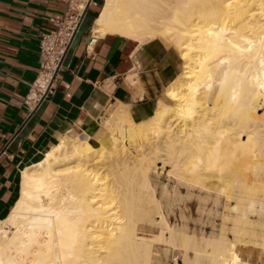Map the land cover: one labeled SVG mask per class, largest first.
I'll return each mask as SVG.
<instances>
[{
  "label": "bare ground",
  "instance_id": "obj_1",
  "mask_svg": "<svg viewBox=\"0 0 264 264\" xmlns=\"http://www.w3.org/2000/svg\"><path fill=\"white\" fill-rule=\"evenodd\" d=\"M174 2L160 12L155 0H105L101 34L163 38L180 53V74L147 121L111 110L99 146L65 136L22 170L20 197L0 221V264H170L171 255L264 264V0ZM159 160L174 184L160 197ZM193 197L198 211L224 205L208 212L221 219L210 235L191 231L183 213L170 221Z\"/></svg>",
  "mask_w": 264,
  "mask_h": 264
},
{
  "label": "crops",
  "instance_id": "obj_2",
  "mask_svg": "<svg viewBox=\"0 0 264 264\" xmlns=\"http://www.w3.org/2000/svg\"><path fill=\"white\" fill-rule=\"evenodd\" d=\"M97 1L84 11L49 92L34 110L44 94L34 96L44 74L40 39L56 28L52 19L65 17L79 0H0V221L20 197L22 170L63 137L88 136L97 146L107 136L111 110L124 108L139 123L164 98L169 101L165 90L181 71L178 50L161 37L140 43L101 34L96 22L105 0Z\"/></svg>",
  "mask_w": 264,
  "mask_h": 264
},
{
  "label": "rangeland",
  "instance_id": "obj_3",
  "mask_svg": "<svg viewBox=\"0 0 264 264\" xmlns=\"http://www.w3.org/2000/svg\"><path fill=\"white\" fill-rule=\"evenodd\" d=\"M174 1L175 0H155L156 3L161 5L160 12H167L169 7L171 5H173V3H175ZM94 9H96V8H94ZM154 25H158V23L154 22ZM53 67H54V63H50V64H47V62L45 63L43 77H42L41 81L38 83V85L36 86V90L34 92L35 97L40 96V94L44 91L46 83L48 84L50 82L51 76L53 73ZM111 112L112 111L108 112V115H110ZM263 112H264V106H262L259 109L260 114H262ZM108 115H107L105 123H104L105 125H106V121L109 117ZM132 126L136 127V124H132ZM114 135L116 137L119 136V134L117 132H115ZM97 146H99V145H97ZM130 149L133 152V154H137L136 149H134V148H130ZM126 152H128V153L130 152V151H128V148H127ZM156 169L158 172L157 173L153 172L152 178L154 180V183L157 184V188H158L157 194L160 197L162 194V189H163L162 185H167V186L169 185L170 190H172L174 184L172 181H169V179H168V172H169L170 168L168 166H165L162 163V161H160V160L157 161ZM99 172L102 175V177L104 176L103 177L104 179L106 177L105 181H108V179H107L108 176L110 179V174L107 170L101 169ZM179 187H180V190L182 192V195L186 197L188 194L186 187L183 185H180ZM184 200H185V203L182 200L179 202V204H177L173 207V212L170 215V221H172L173 223L179 222L180 221L179 216L181 213H183L187 217V224H188L189 229L191 231H198V232L203 231L207 235H210L213 232V223H216L218 225L221 219H220V216H215V215L210 216L208 214V212L210 211V209H213L214 212L222 213L224 211V205H220L219 207H216V206H212V204H211L209 206H206L205 211H198V201H197L196 197L189 198V199L185 198ZM190 200H191V202H190ZM241 254H242L241 257L243 259H252L254 261H257V257H258L257 251H253L252 254L251 253L249 254V252L246 253V251H242ZM262 255L264 257V253ZM173 259H174V257L172 255L168 258V261L170 264H175ZM177 260H179V259L177 258ZM180 262L181 261L179 260V263Z\"/></svg>",
  "mask_w": 264,
  "mask_h": 264
},
{
  "label": "built area",
  "instance_id": "obj_4",
  "mask_svg": "<svg viewBox=\"0 0 264 264\" xmlns=\"http://www.w3.org/2000/svg\"><path fill=\"white\" fill-rule=\"evenodd\" d=\"M81 3L85 4L84 8L80 7ZM90 5L99 6V2L97 0H79L78 5H76L65 17L61 19H52L56 26L55 29L43 33L40 39V51L43 55L44 65L46 62L47 64L54 63L51 79L73 34L80 25L86 7ZM46 89H44V93Z\"/></svg>",
  "mask_w": 264,
  "mask_h": 264
},
{
  "label": "water",
  "instance_id": "obj_5",
  "mask_svg": "<svg viewBox=\"0 0 264 264\" xmlns=\"http://www.w3.org/2000/svg\"><path fill=\"white\" fill-rule=\"evenodd\" d=\"M87 8H88V6L86 7V9H87ZM85 11H86V10H85ZM74 34H75V33H74ZM74 34H73L72 38L74 37ZM65 52H66V51H65ZM63 56H64V55H63ZM63 58H64V57L61 58V60H60V62H59V66L62 64ZM57 71H58V69L55 70V74L57 73ZM53 77H54V75H53ZM50 88H51V83H49V85H48V87H47L45 93H44V94L42 95V97L40 98V101H39V103L37 104V106H36V108H35L34 110H36V109L39 107V105L41 104V102L44 100V98L46 97L47 93L49 92Z\"/></svg>",
  "mask_w": 264,
  "mask_h": 264
}]
</instances>
